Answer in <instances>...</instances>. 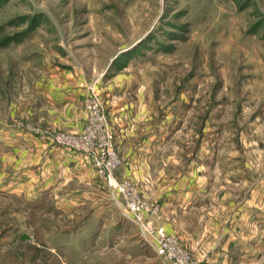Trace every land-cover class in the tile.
Listing matches in <instances>:
<instances>
[{
    "label": "rangeland",
    "instance_id": "obj_1",
    "mask_svg": "<svg viewBox=\"0 0 264 264\" xmlns=\"http://www.w3.org/2000/svg\"><path fill=\"white\" fill-rule=\"evenodd\" d=\"M73 80L79 129L46 99ZM91 95L120 160L123 123L148 138L149 178L180 192H144L122 160L48 189L42 148L71 150L25 128L77 136ZM124 181L194 263L264 264V0H0V264H173L125 217ZM168 193L180 239L154 224Z\"/></svg>",
    "mask_w": 264,
    "mask_h": 264
},
{
    "label": "crops",
    "instance_id": "obj_2",
    "mask_svg": "<svg viewBox=\"0 0 264 264\" xmlns=\"http://www.w3.org/2000/svg\"><path fill=\"white\" fill-rule=\"evenodd\" d=\"M74 85L72 87L67 88V90L64 91V93H57L52 94L51 96H48L47 103L51 106L54 105H61L62 102L65 101L66 106L64 107L67 109L66 114L62 117L66 120L67 127L71 128H77L84 123L85 115L81 111L80 114L73 115V106L78 101V92L81 93L79 89L78 82L75 84V80L72 81ZM56 96V98L54 97ZM62 95V96H61ZM71 106H70V105ZM69 106V107H68ZM55 107V106H54ZM64 109V110H65ZM69 110V111H68ZM71 111V112H70ZM70 113V115H69ZM115 113L111 112L110 116H113ZM112 121L115 122L113 117H111ZM82 121V122H79ZM112 122V123H113ZM123 124V123H122ZM118 125L119 130L118 134L116 133V140L118 144V150L121 154V160L122 164L120 167L116 170V175L118 177H130L133 180H137L139 183L141 182V186L143 188V191H152L154 192H180L181 185L170 183L166 186H163L162 188H159V185L156 184V182H153L149 176V171L146 166L147 164V153L146 151V145H148V138L139 139V141H134L135 134L132 131V127L123 125ZM128 125V124H127ZM81 128V127H80ZM41 151V167L37 168L41 170V173H43L47 177L48 181V189L52 186H55L57 182L54 183V179H58L61 177L63 180H73V178L77 179H84L88 180L90 177H94V171L91 168V163L89 159L80 153H75L72 151H68L66 149H61L58 147H54L50 144L47 146H44ZM162 176L161 174H159ZM88 178V179H87ZM163 180V179H162ZM192 180V179H190ZM199 181H196L198 183ZM190 185V184H189ZM201 185L198 186V189L196 191H201ZM197 185H195L196 187ZM51 187V189H52ZM47 188V187H46ZM156 189V190H152ZM164 189V190H162ZM190 189L193 190V192L188 193H182L180 195L181 199L184 201L187 198H191L193 193L196 194V191L193 189V185H190ZM179 195V196H180ZM179 196L174 197V195L171 196V193L165 194V196L161 195H155L151 200V202H156L160 204V215L158 218L154 220V224L156 226V229L161 233L166 234H175L179 233V239L181 237L180 233L182 229L178 228V219L179 213L183 212L181 209V205H179L178 212L175 211L174 208L177 209L175 206L179 201ZM189 196V197H188ZM158 199V201H156ZM174 207V208H173ZM184 207V206H182Z\"/></svg>",
    "mask_w": 264,
    "mask_h": 264
},
{
    "label": "built area",
    "instance_id": "obj_3",
    "mask_svg": "<svg viewBox=\"0 0 264 264\" xmlns=\"http://www.w3.org/2000/svg\"><path fill=\"white\" fill-rule=\"evenodd\" d=\"M85 113L87 116L85 129L77 136L65 133L54 134L46 129L32 127L25 129L42 140L85 155L99 178H112L113 171L120 165L121 160L116 148L115 136L105 118L104 108L96 96L91 95L86 101ZM116 193L121 196L124 203L125 217L137 227L145 241L166 261L173 264H197L175 237L156 233L153 222L143 218L147 204L135 186L126 181L117 183Z\"/></svg>",
    "mask_w": 264,
    "mask_h": 264
},
{
    "label": "water",
    "instance_id": "obj_4",
    "mask_svg": "<svg viewBox=\"0 0 264 264\" xmlns=\"http://www.w3.org/2000/svg\"><path fill=\"white\" fill-rule=\"evenodd\" d=\"M125 51H127V50H125ZM125 51H124V52H125ZM116 58H117V57H116ZM114 59H115V58H114Z\"/></svg>",
    "mask_w": 264,
    "mask_h": 264
}]
</instances>
